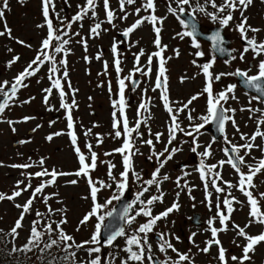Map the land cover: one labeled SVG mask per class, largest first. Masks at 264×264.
I'll return each instance as SVG.
<instances>
[{"label":"rangeland","instance_id":"374dc122","mask_svg":"<svg viewBox=\"0 0 264 264\" xmlns=\"http://www.w3.org/2000/svg\"><path fill=\"white\" fill-rule=\"evenodd\" d=\"M202 1L204 3V0ZM8 2L9 8L5 10L3 20H0V31H5L6 23L7 28L11 30V36L7 34L0 36V83L9 81L8 87H10L15 76L27 67L28 63L35 57L36 50L39 48L42 39L47 33L46 28L37 27V25L44 23L41 14V0H24V3H20L19 0H8ZM143 2L144 0H136V3L133 5H125L126 12L128 13V18L125 20L120 18L124 13L120 11L119 0H109V8L115 13L116 17L113 23L109 24L106 21L103 0H97L96 17L92 18L91 13H89V16L85 17L83 21L74 23L69 32V36L65 37L66 39L70 37V43L66 46L69 49L67 56L64 57L62 54L57 55V61L61 58H66L67 60V78H63V66L59 64L58 67H60L61 71L57 75L62 78L61 82L64 86V91L67 93L65 97L66 102L71 103L73 99L76 102V106L72 110V116L74 120V131L78 137V146L82 149L86 157H88L90 154L85 148V144L91 143L93 145L92 150L95 151L98 156L97 168L91 173L94 180H104L108 183H112L107 176L108 162L115 165L112 172L117 178H119V174L123 170L121 154L113 151L122 146L123 137L114 138V130L112 128V113L114 111L112 101L118 100L117 73L113 63L116 56L111 50L112 45L114 42H122L118 43V54L121 60V68L123 69L120 74L122 77L127 76L130 71H132L135 63L134 54L139 53L141 49L144 50L146 55L142 56L140 59V65L143 67L147 65V55L158 50L153 43L155 33L152 26L147 22L131 33L126 41L122 39L123 36L121 33L139 18L135 14V9ZM216 2L219 4L222 0H216ZM259 2L260 0H253V4L248 7L247 11L250 19L248 24L254 28L263 29L264 25L261 20L259 18L256 20V16L264 12V6H261ZM85 3L86 0H68L67 4L65 0H54L55 12L50 10V17L53 19L54 24L59 26V21L55 18L56 13L70 20L71 17L79 11L78 6L82 7ZM167 3L168 0H156V15L166 17L163 24L160 25L162 29L160 35L161 44L167 46L163 53L166 59L165 67L168 77L167 94L169 96L170 106L173 107L175 111L180 104L185 103L192 95L197 94L203 89L204 76L200 68L194 66L192 61L195 59L197 64L205 63L209 61L210 53L206 47L201 46L205 53L204 57L197 58L192 55L195 49L191 47L190 40L188 38L181 40L176 36V33L181 32L183 28L177 25L175 23L176 18L172 15L170 16L167 12ZM258 5L260 6L257 7ZM256 9L259 10L258 14H256ZM211 11H213L212 8ZM235 14V19H238L240 13L236 12ZM145 15H148V13L143 10L139 14L140 17ZM235 19L233 21H235ZM102 21L103 23L99 30L100 34L94 36L90 32V28L94 26L95 23ZM204 24L206 23L204 22ZM228 28L229 29L225 31L224 35L225 40L230 42L227 47L234 49L231 44V41H233L236 44V51L232 52L231 55L238 56L242 48L238 45V40L240 39L239 34L233 31L235 23ZM77 32L79 35H75ZM248 35L252 36L253 33L249 32ZM256 36L259 41L260 38L264 37V31L257 33ZM82 40L86 42V50L85 44L80 42ZM17 41H23L24 44H20ZM26 45H30L31 47H27ZM227 47L225 48L228 49ZM174 50H179L178 57L175 55ZM246 54L253 55L252 52ZM17 56L19 60L9 66V62ZM97 56H99V59H97ZM85 57L88 59L85 60ZM169 57H171V59H168ZM229 60L230 58L215 60L213 68L211 69L213 74L231 72L243 66L245 63V60L241 61L238 57L233 63H226V61ZM105 63L108 65L106 73ZM47 67L49 68L50 65H45L36 76L25 80L27 87H23L18 91L17 97L11 102L12 106L0 115V165H2L0 166V193L10 195L15 188L16 182L24 179V176L21 175L22 172L34 173L41 170L39 167H32L27 170L10 167V165L13 164L35 163L41 158H44V167L49 171L55 169L57 172L74 173L79 168L78 157L73 150L70 136L67 134L71 130L67 128L66 112L64 109L60 108L58 91L53 89L48 104L46 105L44 103V89L51 87V82L48 79ZM157 67L158 58L154 57L150 76H143L140 73L135 74L134 79L141 78V82L139 83L138 81L139 85L128 97L125 108V114L128 118L130 127L135 126L137 119L146 120L145 123L141 124L139 133H133L135 148L139 149V152L133 157V168L135 172L141 174L143 179L150 178L151 173L158 166L155 162V158L152 161L147 159L151 154V148L144 144L143 141L152 139L155 151H163L168 141V124L171 123L169 120V113L166 112V109L163 110L162 106L159 104L154 106L151 100L152 88L154 87L153 79L156 77ZM181 77H187V79L181 82ZM193 77L195 78L193 79ZM225 78L230 79L231 76L221 77V83H217L216 81L213 85L215 91L216 89H222L223 82L226 81ZM69 83L71 85L70 88L68 86ZM125 83L128 85L125 89L126 99V93L130 88L131 82L126 81ZM109 86H111V92L109 91ZM73 90L76 91L73 92ZM157 90L153 92L156 98L159 96ZM158 92L160 91L158 90ZM147 100L149 101L148 110L142 111V115L139 118L136 110H138L141 102H147ZM243 100L242 97L238 96V103L233 101L234 106L231 108H242L244 106ZM23 101L30 102L21 103ZM189 107L195 109L193 112L194 116L205 114V98L201 97L199 100L194 101ZM186 111L179 114V121L181 127L188 130L189 122L185 118ZM117 116H120L118 110ZM24 117H32V119L24 121ZM237 118L239 119L238 123L243 125L245 120L242 119V116H237ZM7 121H14L16 123L10 126ZM50 122L54 123L50 124ZM195 122L199 123L200 121L196 120ZM38 125L40 127L37 128ZM13 127L16 129L15 132L12 131ZM250 127L255 126H244L242 130L249 133ZM33 129H36V131L33 132ZM89 129H91V134L86 137L85 132ZM227 130L229 133H233L235 128L233 126H226L225 131ZM239 130L240 133H243L241 132V127H239ZM56 132H62L64 134L53 136L51 141L46 139L47 136ZM201 132L203 134L200 135L198 139V143L201 147L197 149V152H202L204 146H207L209 143L212 144V155L209 161L205 158V163L209 164L212 162L213 164H218V161L227 159L222 151L223 147L227 144L225 142H213L207 137L206 133L203 131ZM156 133H163L160 142L155 140ZM97 134H99L100 139H102V143H98ZM20 141L27 142L19 143ZM175 141L177 143L172 142L171 145H168L169 149L172 147H179L181 150L175 153L173 159L168 161L165 167L161 169V179L164 175H168L170 179L164 181L161 185V191L164 193L163 202H156L152 205V211L153 215H156L162 210H166L167 206L170 207L172 203L177 200V192L180 193L178 198L180 209L179 211L171 213L166 219L158 221L154 232L169 233L171 242L181 253L188 252V250L191 249L190 255L194 257V264H219L216 259L218 252L217 248L213 246L209 254H204L198 251L196 246L189 243V235L192 232H196L198 234L195 237V245H198L199 248L205 246V241L210 238V233L204 231L207 227L205 222L211 217V213H215V207L213 206L212 210L209 211L208 207H206V202L202 203V201L205 200V191L198 183L196 171V167L198 166L197 161L200 160V157L190 150L191 138L184 136L182 133H177V139ZM184 141L189 142L184 143ZM15 142H18V145L13 146ZM232 143L243 144L244 142L235 141ZM255 143L263 145L260 142ZM259 152H261L259 149H253L251 155L245 157L247 163L252 164L258 161L260 159L258 155ZM106 153L112 154L106 155ZM241 153L243 154V152ZM165 155H167V153ZM253 157L255 160H253ZM262 157H264V154H262ZM161 159H163V157H161ZM218 170L221 172L224 181H231L233 184L236 183V180L231 178V176L234 177V175L229 173V166L227 164H225L222 169ZM183 171L189 172L190 175L181 180V185L183 186L185 181L187 182L188 187L192 189L191 197H194V200L190 198L188 188H178L175 183L178 177H182ZM244 171L247 172V168H245ZM49 178L50 177H45L44 179ZM73 179L78 178L74 175L58 177L54 186L45 189V194L58 193V196L53 197L49 201V204L53 209L66 208L67 224L62 227L68 234L75 238L77 243H80L90 238L95 218L86 226H81L80 230L77 231L81 219L90 210L91 201L90 199H84V197L88 196L89 192L86 181L81 178L75 185L67 183V181ZM25 183H27V181H25ZM31 183L33 188H35V186L40 183V179H33ZM218 183L222 184V181H218ZM254 183L257 185V188L254 190V195L259 192H264V172L258 174L254 178ZM138 185L139 184L135 182L130 173L129 190H131L132 200L134 198V193L139 191L134 188ZM222 186L225 188L227 187L223 184ZM21 187H24V185H21ZM114 190L115 186H113V189L103 190L99 193V202L103 203L113 194ZM230 191L232 195L243 203L234 204L236 210L231 215L229 225L234 223L243 228L249 223L250 209L246 206V198L238 190L231 189ZM158 194L155 186H153L150 192L145 193L142 199H147L150 195ZM225 194H217L213 190V205H215L217 196H219L222 201ZM30 195L31 189L23 193L22 196L16 198L15 201L5 200L0 202V229H3L4 233H7L15 224V221L19 218L22 211V209L15 207V205H23ZM57 201H61L62 203H58ZM116 202L117 201H113L104 211H110ZM260 203L261 210L264 211V200H261ZM221 207L223 208L222 204ZM36 210L41 212L46 211L41 197H38L34 202L31 214L25 215V219L22 222L23 228L18 230L19 237L15 241L17 247L26 243L31 228V222L36 218ZM194 214H199V224H194L192 222V215ZM50 219L59 220L60 216L55 215L50 217ZM145 219L144 217H137L136 222L130 227H127L126 231L131 234V230L138 227L140 223L145 222ZM215 226L220 227L218 222ZM53 227H55V225H53ZM246 231L251 235H257L264 231V225L252 224L246 228ZM177 236L180 238L179 241L175 239ZM218 238L222 246L227 249L229 264H233L230 257L232 255L238 257L242 255V251L239 252L240 247L231 245L233 239L236 238L235 233L232 232L229 227L227 232L219 233ZM45 239H47V237H45ZM149 240L153 245V256L163 260L164 255L157 249L156 236L150 234ZM5 242V246L11 249L12 243L10 238L6 239ZM237 243H243V241L237 239ZM124 246V238L121 237L114 242L113 247L103 248L100 253L102 260L110 259L107 254L112 253L117 257L113 261V264H120L122 259H126V253L122 251ZM38 254L39 253L33 252L29 253L28 256L32 257V255L36 256ZM51 254H58V249L53 248ZM168 255L172 257L173 260L176 259V254L171 252V250H169ZM15 256L16 261L18 259L20 261L25 260L24 254H16ZM251 256V262L246 261L245 264H264V243L258 245L255 253L251 254ZM78 257L80 260L87 259L86 254L82 250L78 253ZM28 264H40V262L36 259H31L28 261ZM77 264H79V261ZM185 264H187V262H185Z\"/></svg>","mask_w":264,"mask_h":264},{"label":"snow or ice","instance_id":"6c2138e0","mask_svg":"<svg viewBox=\"0 0 264 264\" xmlns=\"http://www.w3.org/2000/svg\"><path fill=\"white\" fill-rule=\"evenodd\" d=\"M20 3H24V0H19ZM68 0H65L67 4ZM264 2V0H262ZM120 11L124 13L121 19H127L128 13L126 12L125 5H133L136 0H119ZM175 5V7L173 6ZM253 4V0H222L221 3H217L216 0H204V3H200V0H196L193 4L192 0H168L167 12L173 17L179 20L182 25L183 30L176 33V36L181 40L188 38L190 40L191 47L195 49L192 53L197 58H203L205 53L201 48V44L198 42L197 37L203 33L198 27V22L196 20V14L202 13L210 19V21L218 25L216 31L212 32L211 35L207 36L206 39L212 42V49L216 53L225 54L230 56V60L237 59L236 56L231 55L235 52V49H226L223 47L225 43H229L225 40L222 35V31L230 26V23L235 19L234 13H240L239 22L236 23L233 31L239 34L240 39L244 42L243 50L240 53L239 59L241 61L245 60V54L251 51L253 53L252 59L257 60L258 57L264 56V40H257V33L264 31V29L254 28L248 24V17L244 15L248 7ZM0 20H3L5 16V10L9 8L8 0H0ZM97 0H86V3L79 7V11L71 17V19L63 18L59 13L55 14L56 20L59 21V26L55 25L53 19L50 17V10L55 12L54 0H41V14L43 16L44 23L37 25L39 28H46V36L42 39L39 48L36 50L35 57L28 63L20 73H18L14 81L11 82L10 90H6L9 86V81H4L0 83V96L3 97L0 100V115H2L6 109L11 107V102L17 97L18 91L27 87L25 80L34 77L45 65H50L48 68V79L51 82V87L44 89V103L47 105L49 102V97L53 93V89L58 91L60 98V108L64 109L66 112L67 128L69 131L67 134L70 136L71 144L73 145V150L78 157L79 168L74 173L57 172L55 169L49 171L44 167L45 160L41 158L35 163H24V164H13L10 165L12 168L27 170L32 167H39L41 170L32 172H22L21 175L24 176L23 180H18L16 182L15 188L10 195L6 193H0V202L8 200L15 201L16 198L22 196L23 193L28 192L31 189V195L27 201L21 205L16 204L15 207L22 209L19 218L15 221V224L10 228V230L5 234L6 238H10L12 247L10 251L7 252V256H15L18 253H23L25 256L24 261L17 260V264H28V261L33 259V257L28 256L29 253L38 252L39 254L35 256V259L40 262V264H113V261L117 258L112 253H108L107 256L110 259L102 260L100 253L105 247H113L114 242L123 237L125 246L122 251L126 253V259H122L120 264H194V257L190 255L191 249L188 252L181 253L171 242L170 234L164 232H154V229L158 221L166 219L171 213L179 211L180 204L178 203V198L180 193L177 192V200L172 203L165 211L153 215L152 205L156 202H163L164 193L161 191V185L164 181L170 179L168 175H164L161 179V169L165 167L168 161L173 159L175 153L180 151L179 147H172L169 149L168 145H171L173 141L177 139V133H182L184 136L191 138L190 150L192 153L197 154L200 157L198 167L196 171L199 173V177L203 182L205 191L206 207L209 211L215 207V213L210 217L205 223L207 227L204 229L205 232L210 233V238L205 241V246L199 248L195 245V237L198 233L192 232L189 237V243L198 248V251L209 254L213 246L218 250L216 259L219 264H229L227 257V249L222 246L220 241L219 233L227 232L229 230V221L231 219L232 213L236 210L234 204H241L242 201L238 200L234 195H232L231 189L238 190L246 198V206L249 207V223L245 227H240L239 225L232 224L231 228L235 231L236 238L233 239L232 243L236 247H240L242 251L241 256L232 255L230 257L233 264H245L246 261L251 262L252 256L250 253H255L256 247L264 243V231L257 235H251L246 231V228L252 224L264 225V211L261 210V200H264V192H259L254 195V190L257 185L254 183V178L264 172V157L260 158L258 161L252 164H248L245 157L251 155L253 149H259L262 154H264V145H258L255 143L257 138L264 140V131L261 130V125H264V109L256 108H241L240 111H248L250 113H260V116L256 120V129L249 136L245 133H240L239 127L234 119V114L237 111L235 108L225 107L229 100H237L235 95L236 84L228 85L224 90L216 92L214 90V83L220 81L223 76H234L242 80L245 87L254 91L256 95H252L249 99V104L256 101L258 104H264V59H259L258 63L255 65H250L248 69L242 70L240 68L235 69L232 72L213 74L211 69L216 60V56L212 55L211 59L205 63L197 64L194 59L192 64L200 68L202 75L204 76V87L203 89L195 95H192L185 103L180 104L179 107L173 110L170 106L169 96H168V77L166 75L167 69L165 67L166 59L163 55L167 46L161 44V27L166 17L156 15V0H144V2L135 9V14L139 17L135 22L127 27L121 35L125 38L129 37L136 29H138L145 22L149 23L155 33V39L153 41L157 51L147 55V65L141 66L140 59L142 56L146 55L144 50L141 49L139 53L134 54L135 63L132 71L122 77L120 74L123 69L121 68V60L118 54V43L114 42L112 45V52L116 56L114 59V67L117 73L118 82V100L112 101V106L114 111L112 113L113 122L112 128L114 130V138L123 137V143L120 148L114 149L113 151L121 154L122 156V166L123 170L119 174V178L113 175L112 169L115 165L108 162V179L112 183H108L104 180H94L91 173L97 168L98 156L95 151L92 150L93 145L91 143H86L85 148L90 154L88 157L84 154L82 149L78 146V137L74 131V120L72 116V110L76 106V102L73 99L71 103L66 102L65 97L67 93L64 91V86L61 82V77L57 74L61 71L58 64L63 66V78L66 79L68 76L67 72V60L66 58H61L57 61V55L62 54L64 57L67 56L69 49L66 47L70 43L69 32L72 25L77 22H81L85 17L89 16L95 18ZM205 5H210L213 11H208ZM187 6V8H186ZM103 7L106 12V21L112 24L115 17V13L109 8V0H103ZM190 9V11H188ZM148 13V15L140 17L141 11ZM186 16L185 19H180V15ZM102 22L95 23L94 26L90 28V32L94 36L100 34ZM82 26V25H81ZM253 33L249 36L248 33ZM5 34L11 36V30L7 28L5 23V31H0V36ZM79 35V33H75ZM20 44H24L23 41H17ZM85 44L86 42L80 41ZM31 47L30 45H26ZM10 50V49H9ZM11 51V50H10ZM175 55L179 56V50H174ZM158 58V67L156 71V79L152 91L155 92L157 89H161L160 99L163 101V105L166 111L169 113L170 125L168 126V141L165 145L163 151L156 152L155 146L152 139L144 140L143 143L150 146L151 154L147 157L149 161L155 158L157 167L151 173L150 178L143 179L140 173L135 172L133 168V157L139 152L138 148H135L133 142V133H139V128L141 124L145 123L146 120L137 119L135 126L130 127L128 118L125 114L126 101H125V89L128 87L126 81L131 82L132 90L135 91L138 86V82L134 79L136 73H140L143 76H150L152 72L153 58ZM88 58L85 57V60ZM99 59V56H97ZM168 59H171L169 57ZM19 60V57H14L12 61L9 62V66ZM226 61V63H229ZM256 68L255 75H249L252 68ZM108 65L105 63V73L107 72ZM195 77H193L194 79ZM187 77H181V82H183ZM69 88L71 87L69 83ZM76 90H73L75 92ZM109 91L111 92V86H109ZM147 91V90H145ZM201 97L205 98V114L200 116H194V108L189 106L193 104L194 101L199 100ZM91 99V98H90ZM30 101H23L21 103H28ZM51 110V109H49ZM117 110L120 116H117ZM148 110L147 102H141L138 107L137 115L138 117L142 115V111ZM187 110V111H186ZM186 111L185 118L188 123V130L181 127L179 121V114ZM150 118V117H148ZM252 118L251 116L249 117ZM32 119V117H24L23 120L27 121ZM147 119V118H146ZM199 120V123L195 121ZM9 125H13L14 121H7ZM231 122L232 126L235 128L236 132L239 133L240 139L244 141L243 144H234L228 139L225 128L226 123ZM54 123V122H50ZM207 125H214L217 132H219L224 137V142L230 146L222 149L224 156L227 159H222L218 161V164L208 165L205 163V158L212 155V144L209 143L204 146L202 152H197V149L201 147L198 143L199 136L203 133L201 132ZM40 127L39 125L37 128ZM12 131L15 132L16 129L13 127ZM33 132L36 129L32 130ZM64 133L56 132L50 134L46 137L48 141L53 139V136H60ZM91 134V129L85 132V136ZM142 135V134H140ZM163 133H156L155 140L157 142L161 141ZM98 143H102L99 134H97ZM27 141H20L19 143H26ZM189 141H184L188 143ZM213 142H215V137H213ZM243 152V155H241ZM167 153V155H165ZM231 153V154H230ZM112 153H106V155H111ZM163 157V159H161ZM253 160L255 158L253 157ZM229 165L237 174L238 179L235 184L231 181H224L221 172L217 169H222L223 166ZM247 168L245 172L241 166ZM2 166V165H0ZM187 167V166H185ZM131 177L134 178L140 186V190L134 195V199L131 202L124 203L119 214V220L123 222V225L130 227L133 225L137 217H144L145 222L140 223L138 227L131 230L129 234L124 226L116 227L112 223H105L106 218L114 216L115 209L112 211L105 212L104 209L108 208L113 201H121L125 193L129 190V180ZM74 175L78 179H73L67 181L68 184L75 185L78 183L79 179H84L87 183L89 192L88 196L84 199H90L91 205L90 210L83 216L80 224L77 227V231L80 230L81 226H86L95 218V223L93 226V231L88 240L77 243L75 238L68 234L63 225L67 224L66 219V208L53 209L49 204V201L58 196V193L45 194V189L56 184L57 178L60 176ZM190 175L189 172L183 171L182 177H178L175 181L178 188H188V194L191 199V187H188L185 181L184 185H181V180L184 177ZM45 177H50L49 179H44ZM33 179H40V183L33 188L31 181ZM27 181V183H25ZM222 181V184L218 183ZM24 185V187H21ZM115 190L113 194L107 198L103 203L99 202V193L103 190L113 189ZM155 186L158 195H150L147 199H142L145 193H149L150 190ZM213 190L217 194H225L223 200L220 197H216L215 205H213ZM38 197L42 198V202L45 205L46 211L41 212L36 210L35 219L31 222V228L29 236L26 243L22 246L17 247L15 241L19 237V231L23 228V220L26 214H31L32 206ZM62 203L61 201H57ZM223 205V208L221 207ZM134 212V214H133ZM59 215V220H52L50 217ZM219 223L220 227H216L215 224ZM55 225V227H53ZM3 229H0V233ZM154 234L157 237V249L164 255V259L160 260L153 256V245L149 240V235ZM47 237V239H45ZM179 241V237H175ZM237 239L243 241V243H237ZM53 248L58 249L59 254H51ZM83 251L86 254L87 259L80 260L78 253ZM169 250L176 254V259L173 260L172 257L168 255Z\"/></svg>","mask_w":264,"mask_h":264},{"label":"flooded vegetation","instance_id":"af4514ba","mask_svg":"<svg viewBox=\"0 0 264 264\" xmlns=\"http://www.w3.org/2000/svg\"><path fill=\"white\" fill-rule=\"evenodd\" d=\"M192 2H193V4H195V3H196V0H192ZM200 3L203 4V1L200 0ZM259 4H260L261 6H264V2H262V0H260ZM260 5H258L257 7H259ZM174 7H175V5H174ZM210 7H211L210 5H206V8H207L208 11H211V8H210ZM186 8H187V6H186ZM188 11H190V9H188ZM256 11H257L256 14H258L259 10L256 9ZM178 15H179V13H178ZM234 15H236V14L234 13ZM244 15L248 17V21H249L250 19H249V13H248V11H246V12L244 13ZM170 16H171V14H170ZM203 16H204L206 19H205ZM258 18L261 20V22H262L263 25H264V12H262L260 15L256 16V20H258ZM239 19H240V16H239L238 19H235V21L231 22L230 25H232L233 23H235V25H236V23L239 22ZM254 19H255V18H254ZM196 20H197V22H198L199 29H200V31H201L203 34H206L207 32L211 31L212 29H217V28H218V25L213 24V23L210 21V19H209L208 17H206V16H205L204 14H202V13H197V14H196ZM204 22H205L206 24H204ZM175 23H176L177 25H179V26L182 27V25L179 23V20H178V19L175 20ZM182 28H183V27H182ZM227 29H229V28H226V29H224V30L222 31V34L224 33L223 36L225 35V31H226ZM263 29H264V28H263ZM260 40H264V37L260 38L259 41H260ZM198 42L201 44L202 47H206V48L208 49V51H209V53H210V56H209V60H210L213 54H212L211 51H210V47H209L208 43H206L205 41H202V40H198ZM229 43H230V42H229ZM231 44L233 45V48L236 50V44H235L233 41H231ZM238 45H240V48H242V50H243V47H244L245 45H244V42H243L241 39L238 40ZM230 49H231V48H230ZM250 52H251V51H249V53H250ZM233 56H235V55H233ZM239 56H240V53H239V55L236 56V57L239 58ZM252 56H253V55L245 54V63H244L243 66H240V67H238V68H240V69H242V70H246V69H248V67H249L250 65H255V64H257L259 59H264V56H261V57H258L257 60H253V59H252ZM216 60H218V59L216 58ZM235 60H236V59H235ZM235 60H230V62L233 63ZM236 69H237V68H236ZM234 70H235V69H234ZM234 70H232V71H234ZM232 71H231V72H232ZM255 74H256V68L253 67V68H252V71L249 72V75H255ZM225 79H226V78H225ZM239 79H240V78H238V77H234V76H231L230 79L227 78L226 81L223 82V85H222V89H221V90H224V89H225L228 85H230V84H236V85H237V87H236V89H235V95H236V97L238 98V96H240V97H242V98L244 99V100H243V104H244V106H243L242 108H249V107L256 108V107H258V103H257L256 101H253L251 104H249L248 101H249L250 97H251L252 95H255V94L247 93V92H245L243 89H241V88L238 86V85H239ZM217 82H218V83H221L222 81L220 80V81H217ZM154 84H155V80H154ZM215 89H216V87H215ZM158 90H160V92H161V89H158ZM221 90H217V89H216V92H219V91H221ZM169 95H170V94H169ZM159 97H160V95H159ZM159 97H158V98H159ZM151 100H152L154 106H157L158 104L161 105L162 107L164 106V105H163V101H162L160 98L157 99L153 92L151 93ZM233 101H235L236 103H238V99H237V100H229L228 104L225 105V107H232V106H234ZM259 108L264 109V104H259ZM240 109H241V108H236L237 111H236L235 114H234V119H235V121H236V124H237L239 127H241V132H243V133H245V134H248V135L250 136V135L255 131V129H256V126H257V125H256V120H257V118L260 116V113L257 112V113H255V114H253V113H250V112H248V111H244V112H243V111H240ZM237 116H242V119L245 120V122H244L243 125H240V123H238L239 119L237 118ZM250 116L252 117L251 119L249 118ZM236 119H237V120H236ZM251 120H253V121H251ZM254 123H255V124H254ZM249 125H254V126H255V127H250V129H249L250 132H249V133L246 132V131H243V130H242V128H243L244 126H248V127H249ZM226 126H228V127H229V126H232L231 122L226 123ZM225 129H226V128H225ZM227 129H228V128H227ZM261 130L264 131V125H261ZM202 131H203L204 133H206L207 137L213 141V135L210 134V133H208V132H206V127H205L204 129H202ZM233 131H234L233 133H231V132L229 133L228 130L226 131V134H227L228 139L231 140L232 142H235V141L244 142L243 140L240 139V135H239V133H237L236 130H233ZM223 141H224V137L221 136V137H220L217 141H215V142H223ZM255 142H260V143H262V144L264 145V140H261L260 138H257V140H256ZM242 169H244V167H242ZM213 215H214V214H211V217H212ZM229 227H231V225H229ZM233 232L235 233L234 230H233Z\"/></svg>","mask_w":264,"mask_h":264},{"label":"water","instance_id":"95a60500","mask_svg":"<svg viewBox=\"0 0 264 264\" xmlns=\"http://www.w3.org/2000/svg\"><path fill=\"white\" fill-rule=\"evenodd\" d=\"M181 17H182V19H185V18H186V16H181ZM198 27H199V25H198ZM198 38H201V37L198 36L197 39H198ZM123 39L125 40L126 38L123 36ZM205 39H206V37H205ZM206 40H207V39H206ZM209 42H210L209 44H210L211 49H212V42H211V41H209ZM226 45H227V43H225V44L223 45V47H226ZM212 50H213V49H212ZM215 54H216L218 57L222 58V55H223V54L216 53V52H215ZM226 54H227V53H226ZM227 55H228V54H227ZM242 88H243L244 90H246V91H249V90L245 87V85H242ZM131 89H132V86H131ZM0 100H2V99H0ZM207 131L210 132V133L215 137V139H217V138H219V137L221 136V134H220L219 132L216 131L214 125H210V127L207 129ZM16 145H17V142L14 143L13 146H16ZM230 154H231V153H230ZM127 202H129V196H126V197L123 198L121 201H118V202L115 204L114 208H113V209H115L114 216H113V217H110V218H107L106 221H105V223H112V224H113L114 226H116V227H120V226H124V227H126V225H123V222L119 220V214H120V211H121V209H122L123 204H124V203H127Z\"/></svg>","mask_w":264,"mask_h":264},{"label":"trees","instance_id":"16d2710c","mask_svg":"<svg viewBox=\"0 0 264 264\" xmlns=\"http://www.w3.org/2000/svg\"><path fill=\"white\" fill-rule=\"evenodd\" d=\"M5 234L6 233L4 232L0 233V264H17V261L15 260L16 256L6 255L10 249L5 246L6 243L5 240L8 239L6 238ZM18 254H23V253H18ZM32 257L33 259H35V256L32 255Z\"/></svg>","mask_w":264,"mask_h":264}]
</instances>
